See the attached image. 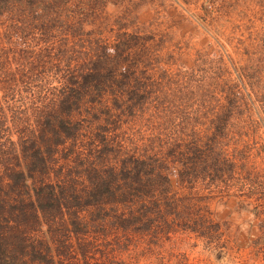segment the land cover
Wrapping results in <instances>:
<instances>
[{
  "label": "rangeland",
  "instance_id": "374dc122",
  "mask_svg": "<svg viewBox=\"0 0 264 264\" xmlns=\"http://www.w3.org/2000/svg\"><path fill=\"white\" fill-rule=\"evenodd\" d=\"M53 3L23 13L10 0L0 10V116L9 126L1 141L10 138L19 148L21 138L36 136L48 168L27 177L30 198L62 203L61 209L50 206V216L38 224L28 203L11 206L8 219L44 255L27 264H264V188L251 194L239 185L207 189L184 176L182 162L186 127H197L198 144L208 141L211 132L203 129L226 93L235 91L253 105L264 101V0ZM101 46L110 69L101 73L99 90L69 113L78 131L60 139L45 124L54 107L49 98L68 85L77 60L97 56ZM247 114L233 119L236 138L251 153L248 168L261 171L263 127H254L252 110ZM124 162L130 172L164 174L175 213L218 224L213 241L179 229L161 235L155 246L149 234L125 232L115 216L135 204L92 193L99 176L123 172ZM9 189L5 200L13 203L19 190L29 199L14 183Z\"/></svg>",
  "mask_w": 264,
  "mask_h": 264
},
{
  "label": "trees",
  "instance_id": "16d2710c",
  "mask_svg": "<svg viewBox=\"0 0 264 264\" xmlns=\"http://www.w3.org/2000/svg\"><path fill=\"white\" fill-rule=\"evenodd\" d=\"M13 1L17 2L24 13L27 9L32 12H39L41 7L44 10L49 9L47 3L54 2L56 4L62 0ZM6 3H10V0H0V10ZM261 37L264 45V31ZM97 50L99 52L97 56L91 53L86 59H78L76 72L70 77L68 85L53 94V98H49L54 107L52 106L53 110L45 115V124L55 129L60 139L78 131L79 123L71 122L68 117L69 113L78 109L81 101L90 91L99 90L103 83L100 77L101 73L106 68L110 69L108 63L111 58L107 55L105 48L101 46ZM261 60L263 61L264 58ZM236 93L235 91L226 93L227 101L218 104L212 118L213 121L203 129L206 132H211L207 137L208 141H205L204 144L197 143L198 136L194 133L197 129L196 126L186 127L190 128V131L188 130L189 133L186 131L187 135L184 136L183 174L193 182L204 183L207 189L218 188L220 192H227L233 186L239 185L240 187H249L251 194L252 190L261 191L257 189L264 188V176L260 177L261 181L258 179L260 173L264 174V167L261 171L248 168V165L250 166L248 159L251 153L244 151L243 146L239 145L240 139L236 138L237 131L233 119L239 116H249L247 112L252 110L257 118L254 127H263V130L258 133L264 135V101L263 99L257 100L258 105H253L254 101H240L241 97L235 95ZM247 99L250 100V94ZM72 126L74 127L71 130ZM8 127L6 116L4 115V119L0 116V190L3 189L4 192L2 195L0 193V264H27V259H42L44 255L37 252L34 245L27 241L26 232L19 226H14V221L11 218L8 219V214L13 215L12 213H14L11 212V206L21 209L24 203H28L32 219L35 224H38L41 222L42 216L44 219L47 214L50 216L48 210L50 206L61 209L62 203H59L56 197L54 200H47L44 203L42 200L30 198L27 177L33 176L34 173L46 172L48 161L34 134L21 138L19 148L10 138L5 137L1 141L2 135L8 130ZM260 151L262 152V150ZM138 163L147 165L144 160H137L136 164L138 165ZM124 164L125 168L123 172H120L121 175L115 170H110L107 176H99L97 181H100L101 185L92 193L99 197L106 194L111 196V200L116 197L124 204H135L134 207H129V210H123L121 215L115 216L119 226L125 232L130 228L140 236L149 234L153 241L151 243L155 246L160 243L161 235L167 236L171 231L179 229L196 232L213 241L218 224L208 226L209 223L201 217L192 219L187 214L179 216L178 213H175L176 209L172 207L174 198L171 197L170 184L164 174L142 170L145 173V177H143L141 170L132 169L133 171L130 172L128 164L126 162ZM245 167L248 168V171ZM144 180H149V182L145 184ZM13 183L18 189L23 188L26 191L29 196L27 201L22 196V190H19L20 195L17 200L13 197V203L3 198L5 192L8 193L10 190L9 187H13ZM6 188H8L7 191ZM261 196H264L263 192H261ZM18 200L19 202H17ZM173 213L175 214L173 215ZM103 215L100 214L99 209L98 217L101 218ZM98 227H102V231H104L103 225ZM127 237L126 233V243L119 244L121 251L126 248L129 238ZM106 241L108 245H111L109 240ZM260 249L262 248L259 247L258 251Z\"/></svg>",
  "mask_w": 264,
  "mask_h": 264
}]
</instances>
